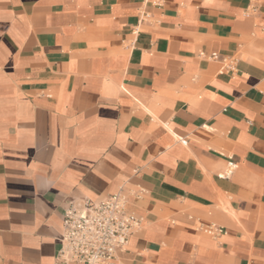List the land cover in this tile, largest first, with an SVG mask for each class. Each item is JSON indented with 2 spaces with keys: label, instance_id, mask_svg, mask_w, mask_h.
I'll return each instance as SVG.
<instances>
[{
  "label": "crops",
  "instance_id": "1",
  "mask_svg": "<svg viewBox=\"0 0 264 264\" xmlns=\"http://www.w3.org/2000/svg\"><path fill=\"white\" fill-rule=\"evenodd\" d=\"M119 186L122 264H264V0H0V264Z\"/></svg>",
  "mask_w": 264,
  "mask_h": 264
},
{
  "label": "built area",
  "instance_id": "2",
  "mask_svg": "<svg viewBox=\"0 0 264 264\" xmlns=\"http://www.w3.org/2000/svg\"><path fill=\"white\" fill-rule=\"evenodd\" d=\"M209 58L220 63L221 71L234 69L231 56L214 52ZM129 192L119 186L101 199L69 203L63 212L54 264H122L119 254L126 249L132 230L140 222V217L127 208ZM199 229L214 237L225 232L216 223L203 224Z\"/></svg>",
  "mask_w": 264,
  "mask_h": 264
}]
</instances>
